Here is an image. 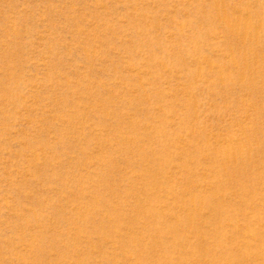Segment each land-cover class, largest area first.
Returning a JSON list of instances; mask_svg holds the SVG:
<instances>
[{
  "label": "rangeland",
  "instance_id": "374dc122",
  "mask_svg": "<svg viewBox=\"0 0 264 264\" xmlns=\"http://www.w3.org/2000/svg\"><path fill=\"white\" fill-rule=\"evenodd\" d=\"M0 264H264V0H0Z\"/></svg>",
  "mask_w": 264,
  "mask_h": 264
}]
</instances>
